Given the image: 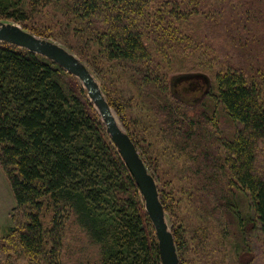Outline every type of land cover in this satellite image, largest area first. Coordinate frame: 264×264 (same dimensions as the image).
Masks as SVG:
<instances>
[{
  "label": "trees",
  "instance_id": "obj_1",
  "mask_svg": "<svg viewBox=\"0 0 264 264\" xmlns=\"http://www.w3.org/2000/svg\"><path fill=\"white\" fill-rule=\"evenodd\" d=\"M257 2L0 0V21L49 37L30 20L40 7L54 5L67 30L93 43L136 90L138 103L155 119L146 123L148 130L157 127L180 144L174 146L187 161L188 198L198 188L205 199L217 196L211 206L219 204L218 222L226 215L242 234L250 221L232 198L248 193L253 228L264 235V162L258 161L264 157V31L252 32L264 11ZM79 58L93 67L87 56ZM177 70L210 76L214 89L201 103H187L169 84ZM108 104L126 125L125 107ZM218 111L232 125L231 138H216ZM128 135L145 160L136 135ZM0 167L15 203L7 240L30 264H160L139 190L80 81L3 42ZM167 197L159 192L165 211ZM180 231L172 235L181 256Z\"/></svg>",
  "mask_w": 264,
  "mask_h": 264
},
{
  "label": "rangeland",
  "instance_id": "obj_2",
  "mask_svg": "<svg viewBox=\"0 0 264 264\" xmlns=\"http://www.w3.org/2000/svg\"><path fill=\"white\" fill-rule=\"evenodd\" d=\"M151 1H156L159 4L162 2V0ZM257 4L262 9L260 12L263 13L264 3L258 0ZM39 10L40 14L30 20V24L34 28L48 29L46 32L49 37L34 35L64 47L82 63L84 60L82 61L79 56H87L95 70L93 71L91 67L88 68L85 65L98 82L106 101H119L125 107L124 121H126L127 127L120 118H118L119 122L127 134L131 132L136 135L138 147L145 154V160L142 159L144 157L141 159L145 162L147 160L150 165L148 169L145 164L155 181L158 194L161 192L162 195L169 197H167L169 210H164V212L171 233L173 229H181L179 235L183 238L180 249L181 256L178 249L176 250L179 261L183 264H210V261H215L216 264H264V235L253 228L254 216L249 208V194L243 192L244 194H238L236 198H232L237 210L242 216H247L250 221L245 224L242 234L238 233L236 226L231 225L232 221L226 215L219 220L221 225L218 222V216L222 214L218 208L219 204L211 206L217 196L215 198L210 195L208 199H205L203 190L198 188V195L194 192L193 198H191L198 202H190L191 199L187 196L189 188L187 185L189 184L182 172L187 161L184 162L179 152L176 151L174 146L177 142L176 139L174 138L175 142L166 140L163 130L157 127L148 130L146 123L153 122L155 119L151 115V111L145 110L142 102L138 103L136 90L120 79L118 75L120 69L115 63L105 60L93 43H90L86 37H78L79 35L72 33L70 27V30H67L66 20L54 5H49L44 9L40 7ZM252 25V32L255 29L258 34L264 31V20L259 22L258 26L254 23ZM168 78L174 94L186 100L187 103H201L204 101V95L208 89H214L215 86L210 76L201 73L184 74L177 70L170 73ZM206 86L207 90H205ZM217 122L219 126L216 138L218 140L229 138L232 134V125L223 118L220 111H218ZM150 131L152 132L150 133ZM175 145L180 146L177 143ZM214 146H216L215 142ZM165 148H167L166 152L163 151ZM262 156L259 155L258 158L260 166L261 162H264ZM14 207L15 203L7 177L0 167V264H30L26 258L18 255L15 244L7 240L8 231L13 226L11 214ZM225 210L223 212L226 214ZM251 219H253L252 222ZM237 247L239 256L235 254Z\"/></svg>",
  "mask_w": 264,
  "mask_h": 264
},
{
  "label": "water",
  "instance_id": "obj_3",
  "mask_svg": "<svg viewBox=\"0 0 264 264\" xmlns=\"http://www.w3.org/2000/svg\"><path fill=\"white\" fill-rule=\"evenodd\" d=\"M0 42L38 54L60 66L65 72L80 81L86 91L87 98L100 115L112 144L139 190L145 212L154 229L160 264H179L173 235L166 223L165 212L159 200L155 181L86 65L64 47L37 37L11 22L0 21Z\"/></svg>",
  "mask_w": 264,
  "mask_h": 264
}]
</instances>
